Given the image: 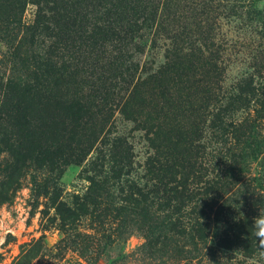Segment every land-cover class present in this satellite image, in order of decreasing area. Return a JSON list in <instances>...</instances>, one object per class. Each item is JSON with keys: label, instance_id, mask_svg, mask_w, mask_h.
Here are the masks:
<instances>
[{"label": "trees", "instance_id": "obj_1", "mask_svg": "<svg viewBox=\"0 0 264 264\" xmlns=\"http://www.w3.org/2000/svg\"><path fill=\"white\" fill-rule=\"evenodd\" d=\"M138 1L0 0V43L4 46V50L0 51V114L5 117L21 149L31 152L44 149L60 165L67 163V156L71 162L81 165L91 147L89 140L97 138L103 130L101 122L111 120L116 110H126L134 97L135 85L139 83L140 76L137 75L140 64L134 60L135 56L128 55L124 69L118 74L110 73L112 63L107 62L109 59L105 54L99 55V47L104 44V34L110 35L112 38L107 42L113 45V52L122 57L121 52L127 46L122 43L125 37L111 32L110 26L117 22L116 26L122 30L120 22H133L129 30L135 31L139 26L138 21L147 22L149 15L167 9L164 0H140L144 2L143 6ZM190 1L192 4L189 8L195 10L197 6L200 9L193 16L201 17L204 22L206 34L201 42L209 52V59L204 61L207 66L204 71L206 78L196 80L197 84H204L203 89L189 93L193 86L190 82L195 75L188 70L190 59L180 65V62L172 63L174 57L168 59L166 54H163L164 64L159 65L161 70H157L156 75L149 74L148 81L168 80L166 86L159 84L161 107L165 105L170 111L180 108L186 111L192 109L196 101L197 108L192 109L195 114L193 118L200 117L202 121L186 131L185 136L189 137L182 148L178 147L182 142H178L170 147V151L163 152L160 145L152 144L150 140L153 150L145 154L143 183L139 184V190L144 202L156 198L163 208L172 209L177 226L190 227L193 222L192 228L199 243L222 252L221 249L231 250L232 246L221 243L222 236L233 233L238 226L253 230L254 218L264 215V178L249 175L248 159L238 154L229 156L228 149L223 151L226 147L218 146L232 145L235 148L240 143L246 146L250 144L249 137L244 138L243 129H248L251 123L248 124V118H235V111L248 110L252 98L256 97L255 73H246L232 85L223 83L225 66L222 55L224 50L236 44L250 48L248 57L257 46L260 47L259 53L264 55V0ZM194 1L198 2L192 6ZM28 2L37 7L35 18L29 20L24 17ZM108 5L111 8L106 12L112 16L105 25L109 27L108 30L91 24L85 17L89 6L99 11ZM136 7L139 9L136 10ZM221 18L239 20L242 31L252 36L245 37L242 39L244 43L239 44L221 33L219 42L215 41L211 32L215 28L221 29ZM48 38L54 39L50 40L52 49L44 47ZM136 54L142 55L139 52ZM120 65L123 66V63ZM79 66L83 68L79 69ZM141 71L148 70L145 68ZM253 72L264 79L260 69ZM79 74L89 79L90 83L82 90L80 82L76 81V87L72 90L71 85L75 83L73 78ZM118 76L122 88L113 94L112 99L105 101L108 93L106 85ZM180 85L182 88H179ZM121 92L122 96L119 95ZM261 103L263 106L264 98ZM89 107H102L103 111L98 112L101 115H91ZM255 113L258 116L257 109ZM154 114L155 119L161 118L159 112L155 111ZM57 117L61 119V124L57 122ZM251 122L253 125L255 118ZM106 135L108 133L102 135L100 142L111 146L109 161L113 163L112 178L119 181L123 179L122 174L127 173L116 169L121 168L120 165L132 164L135 155L129 150L122 153L120 146L115 144L116 140L108 142ZM129 148L132 149V146ZM83 179L90 183L86 186L88 191L95 193V181L90 177ZM155 193L160 196L152 197ZM237 199L248 211L235 221L227 215L229 213L225 211L228 209L224 207ZM253 200L255 203H252ZM183 217L189 220L185 223Z\"/></svg>", "mask_w": 264, "mask_h": 264}, {"label": "rangeland", "instance_id": "obj_2", "mask_svg": "<svg viewBox=\"0 0 264 264\" xmlns=\"http://www.w3.org/2000/svg\"><path fill=\"white\" fill-rule=\"evenodd\" d=\"M165 2L167 9L164 12L149 15L147 22L138 21L135 31L129 30L133 22H120L122 30L116 26L117 22L110 26L111 32L125 37L122 43L127 46L121 52L122 57L113 52V45L107 42L112 37L104 34L99 55L105 54L109 59L105 61L112 63L110 73H120L128 55H133L140 64L137 75L140 78L126 110H116L111 120L101 122L103 130L97 138L89 140L91 147L81 165L71 162L69 156L67 163L60 165L44 149L33 152L21 149L5 117L0 114V264H264V245L258 244L255 229L238 226L233 233L222 236L220 242L232 246L231 250L221 249L222 252H219L205 243H199L192 228L193 222L190 227L177 226L172 209L163 208L156 198L154 201H143L139 184L143 183V162L145 154L153 150L151 145H160V151L167 152L170 147L182 142L178 146L182 148L189 137L185 136L186 131L202 121L200 117L193 118L192 109L197 108L196 101L192 109L186 111L181 108L170 111L165 105L161 107L159 84L166 86L168 80L165 78V82L156 80L152 83L148 81V76L161 70L159 65L164 64L163 54L168 55V59L174 57L172 63L180 62V65L190 59L188 70L195 75L190 82L193 86L189 93H193L203 89L204 84H197L196 80L206 78L204 61L209 59V52L201 42L206 34L204 22L201 17L193 16L200 9L197 6L195 10L189 8L192 4L190 0ZM197 2L194 1L192 6ZM137 3L144 4L140 0ZM110 8L108 5L98 11L89 6L85 17L91 24L108 30L105 25L112 16L106 10ZM36 9L32 2L25 4V19L35 18ZM220 23L221 29L215 28L211 32L217 42L221 33L239 44L244 43L242 39L245 37L252 36L242 31L239 20L221 18ZM50 40L54 39L45 40L46 49H52ZM2 50L4 46L0 43ZM247 51L250 48L236 44L223 51L222 63L225 66L223 83L227 85L235 84L246 73H255L256 97L252 98L248 110L235 111V118H248V124L251 123L248 129H243L244 138L249 137L250 144L240 143L235 148L232 145L218 146L226 147L223 151L228 149L229 156L238 154L248 159L249 175L264 178V105L261 103L264 94L260 93L264 91V79L253 72L260 69L264 78V55L259 53V46L250 57ZM138 52L142 55L136 54ZM116 56L118 58H113ZM82 68L79 66V69ZM145 68L147 72L141 71ZM37 75L40 76V73ZM73 79L72 90L76 81L80 82L82 90L90 83L80 74ZM119 81L118 76L106 85L108 93L105 101L112 99L113 94L122 88L123 84ZM119 95L122 96V92ZM93 103L97 104V101L93 100ZM89 109V114L95 116L103 111L102 107ZM154 110L161 118H154ZM252 118H255L253 125ZM57 122H62L59 117ZM105 133H108V142L116 140L115 144L120 146L122 153L129 150L135 155L130 166L120 165L121 168L116 169L127 173L122 174L123 179L119 181L112 178L113 163L109 161L111 146L100 142ZM85 177H90L97 184L95 193L88 191L86 186L90 183L83 179ZM154 195L160 196L155 193L152 197ZM224 208L235 221L248 211L241 205L240 199L227 203ZM182 219L185 223L189 220Z\"/></svg>", "mask_w": 264, "mask_h": 264}, {"label": "clouds", "instance_id": "obj_3", "mask_svg": "<svg viewBox=\"0 0 264 264\" xmlns=\"http://www.w3.org/2000/svg\"><path fill=\"white\" fill-rule=\"evenodd\" d=\"M252 226L255 229V236L258 244L264 245V215H259L254 218Z\"/></svg>", "mask_w": 264, "mask_h": 264}]
</instances>
